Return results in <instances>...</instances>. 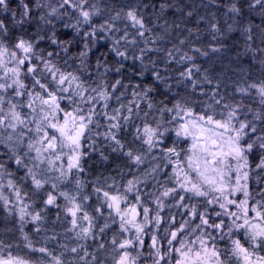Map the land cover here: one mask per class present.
Masks as SVG:
<instances>
[{
  "label": "snow or ice",
  "instance_id": "snow-or-ice-1",
  "mask_svg": "<svg viewBox=\"0 0 264 264\" xmlns=\"http://www.w3.org/2000/svg\"><path fill=\"white\" fill-rule=\"evenodd\" d=\"M0 205V264H264V0H0Z\"/></svg>",
  "mask_w": 264,
  "mask_h": 264
},
{
  "label": "rangeland",
  "instance_id": "rangeland-1",
  "mask_svg": "<svg viewBox=\"0 0 264 264\" xmlns=\"http://www.w3.org/2000/svg\"><path fill=\"white\" fill-rule=\"evenodd\" d=\"M257 77H258V74L255 78H257ZM96 165H98V164H96ZM10 170L15 171V167L14 166L11 167ZM25 187L27 188V185ZM36 207L39 208L40 207L39 204H37ZM0 210L2 213V216L0 215V222H2V224H3V228L0 227V238H3L5 240H9L11 237H15V235H13V233H14L13 230H15V232L18 233L17 235L20 237L19 231L16 230V228H17L16 217L14 215H9L8 213H6V211L2 205H0ZM49 217H50V219H52V217H53V213L51 211L49 212ZM3 220L5 222H3ZM48 227L51 228V227H53V225L51 223H49ZM6 230H7V232H6ZM56 230L62 231V229L59 225L56 226ZM24 231L30 235L31 239L33 240V242L35 243V245L37 247L41 246V241H42V237L44 236V233H40V234L34 233L32 224H26ZM48 235H51V232H49ZM17 241L18 240L16 239L14 242H17ZM19 241H20L18 243L19 248L14 252V254L28 256V257H30V259H35L36 256L39 255L38 253H36V254L31 253L29 250H27L24 247L22 240H19ZM48 246L49 247H55V245L51 242L48 243Z\"/></svg>",
  "mask_w": 264,
  "mask_h": 264
},
{
  "label": "trees",
  "instance_id": "trees-1",
  "mask_svg": "<svg viewBox=\"0 0 264 264\" xmlns=\"http://www.w3.org/2000/svg\"><path fill=\"white\" fill-rule=\"evenodd\" d=\"M224 63H225L226 65L229 64V60H228V59H225V60H224ZM244 66H245V68L248 67V61H244ZM249 71L251 72V77H252V78H255V77L257 76V74H258V77H259V75H260L259 71L256 70L255 68H251V69H249ZM229 75H231V72H229ZM229 91H231V87H229ZM0 213H1V210H0ZM0 215L2 216V213H1ZM3 222H5V221L3 220ZM0 227L3 228V224H2V222H0ZM13 231H14L13 235H15V237H11L9 240H11V241L14 242V241L17 239L18 241L15 242V243L18 244V243L20 242L19 240H21V239H20V237L17 235L18 233H16L15 230H13ZM6 232H7V230H6ZM8 234H9V233H8ZM7 236H8V235H7Z\"/></svg>",
  "mask_w": 264,
  "mask_h": 264
},
{
  "label": "flooded vegetation",
  "instance_id": "flooded-vegetation-1",
  "mask_svg": "<svg viewBox=\"0 0 264 264\" xmlns=\"http://www.w3.org/2000/svg\"><path fill=\"white\" fill-rule=\"evenodd\" d=\"M113 159H115V158H113ZM116 163H120V161L117 160ZM94 167H99V165L94 164ZM260 187H261L260 184L255 183V182H250V188L255 189V190H259ZM236 198H237V199H242L243 197H242V195L237 194ZM38 204H39V203H38ZM39 206H41V205L39 204ZM217 210H218V209H217ZM52 218H54V216H53ZM113 230H115V226H113ZM108 235L110 236L111 233H109ZM146 243H147V241H146ZM221 246H223V243L221 244ZM36 257H37V256H36ZM29 258H30V257H29Z\"/></svg>",
  "mask_w": 264,
  "mask_h": 264
}]
</instances>
